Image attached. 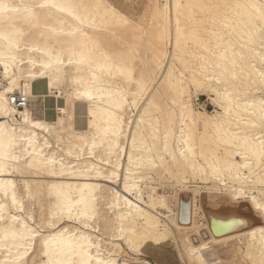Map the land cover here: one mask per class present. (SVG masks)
I'll use <instances>...</instances> for the list:
<instances>
[{
	"label": "bare ground",
	"instance_id": "obj_1",
	"mask_svg": "<svg viewBox=\"0 0 264 264\" xmlns=\"http://www.w3.org/2000/svg\"><path fill=\"white\" fill-rule=\"evenodd\" d=\"M147 12L0 0V264H153L171 242L181 264H264V0ZM49 93L60 115L11 104ZM192 180L251 208L199 207Z\"/></svg>",
	"mask_w": 264,
	"mask_h": 264
},
{
	"label": "rangeland",
	"instance_id": "obj_2",
	"mask_svg": "<svg viewBox=\"0 0 264 264\" xmlns=\"http://www.w3.org/2000/svg\"><path fill=\"white\" fill-rule=\"evenodd\" d=\"M110 1L116 8L127 14L131 19H133L135 22H142L144 20L145 16L148 14V10H150V0H108ZM146 19V18H145ZM1 69H0V79H1ZM1 90V87H0ZM194 93V91H193ZM53 100H55V95L52 93L47 94L46 97H42L38 100H28V105L34 112V116L37 118H44L46 119V110L51 112L50 115H60L59 111L53 106L50 107L49 104H53ZM193 101L195 108L197 110L205 109L209 112H213L215 110V106L211 100V98L208 97V95L204 92H198L197 94L193 95ZM48 112V114H49ZM82 114L77 116V120L85 123V119ZM53 121V120H49ZM27 177L28 179H31L33 176H23ZM22 178H18L20 180ZM158 185V184H157ZM158 185V189L160 192L166 191L168 192L167 195H173L175 190L177 189L180 191V187L175 185V183ZM188 190H183L180 192V194L185 196L186 200H189L193 197L194 193L193 190L196 188L199 190V194H197V204L199 207L202 208H211V209H218L221 207L224 202L226 205H230L231 207H239V205H246L247 207L251 208V206L246 202H232L230 198L227 196V194L223 191L221 192H210L207 187L209 185L201 182L200 180H192L189 184ZM21 188V187H20ZM25 202H30L28 200H25ZM26 203V204H27ZM175 204V203H174ZM174 204L171 205L174 207ZM28 210L33 214L37 215V207L33 205L32 207H27ZM244 211H247L246 207H244ZM126 249V248H125ZM220 256H225L224 252L219 248L218 249ZM127 252V249H126ZM146 256L149 258L150 261L153 262V264H181L178 258V249L174 243L166 244L163 247L157 248V247H148L144 250ZM126 253H122L119 259L125 258Z\"/></svg>",
	"mask_w": 264,
	"mask_h": 264
},
{
	"label": "built area",
	"instance_id": "obj_3",
	"mask_svg": "<svg viewBox=\"0 0 264 264\" xmlns=\"http://www.w3.org/2000/svg\"><path fill=\"white\" fill-rule=\"evenodd\" d=\"M11 104L17 109H24L28 105V100L23 94H16L11 98Z\"/></svg>",
	"mask_w": 264,
	"mask_h": 264
},
{
	"label": "water",
	"instance_id": "obj_4",
	"mask_svg": "<svg viewBox=\"0 0 264 264\" xmlns=\"http://www.w3.org/2000/svg\"><path fill=\"white\" fill-rule=\"evenodd\" d=\"M189 221H187V223H188ZM224 222V221H223ZM212 223H213V220H212ZM227 223V221H225V223L224 224H226Z\"/></svg>",
	"mask_w": 264,
	"mask_h": 264
}]
</instances>
